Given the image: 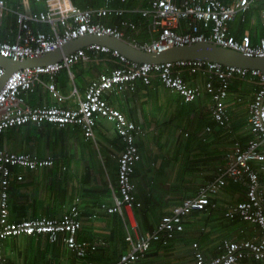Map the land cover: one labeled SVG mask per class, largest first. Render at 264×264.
<instances>
[{
  "label": "built area",
  "instance_id": "1",
  "mask_svg": "<svg viewBox=\"0 0 264 264\" xmlns=\"http://www.w3.org/2000/svg\"><path fill=\"white\" fill-rule=\"evenodd\" d=\"M48 1L51 8L43 11L25 12L19 7L9 9L16 16L17 30L13 41L0 38V56L15 61L33 59L59 50L80 37L107 35L146 53H161L174 46L208 42L249 57H264V5L260 12L263 33L257 39L254 40L250 33L237 36V28L233 27L235 22H245L247 12L261 0H137L141 5L146 3L137 10L125 6L130 0H104L101 6L85 8L67 3V0ZM7 9L6 1L0 0V16ZM128 12H138L140 20L125 17ZM115 17L118 18L117 23L103 20ZM33 22L46 23L50 29L48 32L34 30ZM142 30L148 38L140 39ZM100 53L111 54L120 65L92 79L83 97L75 87L72 95L77 97L78 106H62L59 102L69 96H63L56 87L58 73L65 69L74 80V64L90 60ZM185 69L190 75L199 74L205 78L203 86L190 84L183 74ZM4 73L5 68L0 65V80ZM154 76L165 87L179 93L185 102L195 100L205 90L212 96L211 115L218 127H227L230 123V114L226 109L230 79L249 76L256 78L259 85L249 105V125L253 137L245 142H234L232 150L225 153L214 178L199 186L196 195L176 205L171 214L164 215L155 229L144 232L134 214L135 209L143 207V203L137 198L132 179L141 157L137 137L143 130L113 107L107 95L134 92L137 82L150 85ZM214 78L220 80L219 85L214 83ZM37 85L47 88L59 102L31 106L26 95ZM101 117L114 122L124 143L123 152L117 155L118 178L117 187H112L113 203L108 206L103 204L102 207L109 213L125 216L130 249L112 264H141L148 257L152 242H168L184 229V220L192 212L219 210L217 198L229 181L243 185L246 197L225 205L222 209L224 217L248 222L257 232L244 236L245 229L242 228V238H224L219 246L220 253L213 257L206 256L199 243L194 242L192 256L195 264H238L248 257L264 264V69L201 59L137 62L118 48L95 42L78 48L59 61L14 71L0 90V133L29 123L40 125L49 122L60 128L77 125L89 139L95 138V128ZM212 129L211 125L206 127L208 132ZM53 163L51 155L41 158L33 153L0 149V264H9L4 253V240L19 235H46L51 242L62 241L70 251L84 259L97 249V243L78 239L83 225L80 197L57 218L38 216L10 220L11 168L37 169ZM22 178L21 174L18 175V179ZM87 264L96 263L89 260Z\"/></svg>",
  "mask_w": 264,
  "mask_h": 264
},
{
  "label": "crops",
  "instance_id": "2",
  "mask_svg": "<svg viewBox=\"0 0 264 264\" xmlns=\"http://www.w3.org/2000/svg\"><path fill=\"white\" fill-rule=\"evenodd\" d=\"M7 5L6 12L0 16V38L13 41L17 30V20L10 8L19 7L25 12H38L51 8L48 0H5ZM67 3L79 7H94L93 0H67ZM146 3L130 0L125 6L135 10L145 6ZM97 6V5H96ZM62 8V7H61ZM134 21H139L141 16L138 12H128L124 15ZM255 16H251L249 22L243 24L234 23L235 27L241 30L252 32L253 27L257 24L261 27V21L255 22ZM114 23L112 19L106 18L104 21ZM107 22V21H106ZM109 23V22H107ZM249 26V27H248ZM34 30L48 32L50 27L46 23L33 22ZM251 30H248L250 29ZM254 28V29H255ZM140 39L148 38V34L142 30L139 34ZM98 60L100 67L93 66L94 75L89 78H80L76 82L77 72L81 73L82 69L89 68V61ZM88 64V65H87ZM120 62L109 53H100L96 57L87 61H77L72 68L74 71V80L69 77L67 70H62L56 76L55 84L63 96H69L59 102L52 93L44 86L37 85L34 91L26 95L27 102L31 106H41L45 104L60 103L62 106H78V99L72 95L75 87L80 91L83 97L88 83L101 73L112 70L119 66ZM91 67V66H90ZM76 69V70H75ZM186 80L192 85L203 86L205 78L199 74L190 75L187 69L183 70ZM46 79H48L46 77ZM67 80L72 82V89L65 88ZM239 80L233 79V92H229L226 101V109L230 114V123L227 127H218L214 125L212 119V96L203 90L202 95L191 102H185L183 97L171 89L165 87L154 76L150 85L143 82L136 83L134 92H124L119 95L108 94L109 103L119 109L128 120L139 124L142 127V133L137 137V145L140 151V160L137 162L133 174V182L136 185L137 198L143 203V207L135 209V216L144 232H150L161 221L162 217L171 214L173 208L180 204L184 199L194 196L199 186L212 180L215 176L219 165L223 163L224 155L227 151L232 150L233 143L236 141L245 142L253 137L249 125V105L253 100L255 88L259 85L258 81L246 93L239 85ZM231 86V85H230ZM238 93L231 97V93ZM199 111L208 118L204 123L203 132L197 136L194 133V126ZM210 118V119H209ZM49 122H42L40 125L29 123L22 125V131H15L4 139L0 149L8 152L33 153L41 158L49 155L56 159L62 156L60 166L56 172L48 170L51 166L30 169L27 167L13 166L11 168V185H10V220L19 221L24 218L49 216L59 217L70 204L74 203L77 197H80L79 207L82 217V228L78 233L79 240H86L97 243V249L91 251L88 255V261L91 260L96 264H112L119 259V255L130 249L128 240V229L119 213H109L104 210L102 205H111L113 203L112 187H117L118 178V161L117 155L124 150L122 138L116 131L114 122L101 117L98 119L95 128V138L86 139L82 129L72 128L67 134V141L57 148L58 155L50 152V137L47 131ZM58 127L55 124H52ZM213 126L211 131H206L207 126ZM73 126L72 125H67ZM20 127V126H16ZM63 127V128H66ZM215 127L219 128L216 129ZM15 128V127H14ZM38 135L32 133V130H39ZM162 129V131H161ZM220 130V131H219ZM224 130L225 135L220 134ZM215 131L217 133H215ZM37 132V131H36ZM4 133V132H2ZM210 135L213 138L210 139ZM164 136H167L165 142ZM224 136H228L229 143L224 147L221 153H209L205 146L210 140L220 143ZM15 137L23 139V145L20 146ZM53 140V139H52ZM156 140L163 148L169 150L174 148L175 157H182L186 154V162L180 166L172 160L161 154V162L151 161L150 166L146 167L144 148L151 152L157 149ZM220 141V142H219ZM211 142V145L217 146ZM80 145V146H79ZM11 146L13 148H11ZM15 148H20L16 150ZM101 148L105 151L101 152ZM195 153V154H194ZM194 154V158L192 157ZM90 156L91 158H88ZM94 158V161L92 160ZM217 159V162H211ZM178 160V159H177ZM164 163V164H163ZM203 163V167L201 166ZM161 166H164L163 168ZM151 167H156L155 175L165 176V181L154 180V177L147 179ZM27 169V171H22ZM55 172L54 174L52 172ZM104 173L107 179H104ZM22 179H18V175ZM79 174H81L79 176ZM97 174H99L97 176ZM141 183L142 186L140 185ZM229 183V182H228ZM227 185L219 193L217 198L220 205L219 210L200 211L203 216L211 220L224 218L227 223H222V227L234 226L235 230L229 235L221 236L217 241L211 237L205 236V227L189 223L191 218L196 214L192 212L184 220V229L175 234L168 242L154 241L148 257L141 264H195L192 256L193 243L198 242L200 249L208 257L216 256L220 253L219 246L224 238L231 240L240 239L242 236H250L257 232L252 224L239 219L230 220L224 217L222 209L225 205L245 199L246 192L243 185ZM152 185V186H151ZM42 192V193H41ZM227 193V194H226ZM46 197V201H41L36 197ZM173 196H179L178 201L169 203L168 200ZM166 204H170L168 207ZM167 206L168 210L154 216V208ZM95 216L93 217V215ZM101 220L99 225L95 221ZM245 232H240L241 229ZM193 237L190 242L188 239ZM178 243H186L184 247H178ZM4 253L9 264H87L82 258L70 251L62 241L51 242L46 235H19L6 238L3 242ZM65 258L63 259V255ZM119 256V257H118ZM52 257V260H51ZM238 264H261L259 261L248 257L242 259Z\"/></svg>",
  "mask_w": 264,
  "mask_h": 264
},
{
  "label": "water",
  "instance_id": "3",
  "mask_svg": "<svg viewBox=\"0 0 264 264\" xmlns=\"http://www.w3.org/2000/svg\"><path fill=\"white\" fill-rule=\"evenodd\" d=\"M95 42L106 43L113 48H118L130 59L137 62L158 63L176 60L201 59L220 62L226 65L241 66L250 69H264V57H249L236 50L217 46L213 43L208 42L194 43L180 47L174 46L161 53H146L112 36L87 35L72 40L69 44L59 50L47 53L45 55L33 59L15 61L11 58H5L0 56V65L5 68V73L2 76V79L0 80V90L4 86L9 76L14 71L22 69L26 66H37L41 64L59 61L63 59L64 56L70 54L78 48Z\"/></svg>",
  "mask_w": 264,
  "mask_h": 264
},
{
  "label": "rangeland",
  "instance_id": "4",
  "mask_svg": "<svg viewBox=\"0 0 264 264\" xmlns=\"http://www.w3.org/2000/svg\"><path fill=\"white\" fill-rule=\"evenodd\" d=\"M243 26H245V24H243ZM249 27V26H248ZM255 27H253L254 29ZM248 30H251L248 29ZM261 28L259 27V31H258V36L261 35V32H260ZM255 30H253L254 32ZM99 61L98 60H93V61H89L88 64L91 66H88L89 68H84L82 69L81 73L78 72V70H76L77 72V79H76V82L79 83L80 81V78L84 79V78H89L91 77L92 75H94L95 73V70L92 69L93 66H95L97 64L98 67H100V65L98 64ZM87 64V65H88ZM68 85L65 86L66 90L69 89L71 90L73 85H72V82H70L69 80L66 81ZM255 82H250L249 80L247 79H244L242 82L239 80V85L241 86L242 90L245 91L246 93L242 94V96L246 95L247 94V91L252 88L254 86ZM231 92L234 91V88L232 87ZM238 92L235 91L234 93H231V97L234 98V96L237 94ZM246 97L248 98V96L246 95ZM210 119V118H209ZM208 122V118L207 116H205L203 113H201V111H199V116L197 117L196 121H195V126H194V133L199 136L203 130H204V123L205 122ZM216 129H219L217 127H215ZM162 131V129H161ZM220 131V130H219ZM225 131L222 130V132H219L220 134L222 135H225L224 133ZM215 133H217L215 131ZM16 133H14L15 135ZM167 136H164V141L166 140ZM213 138L212 135H210V139ZM14 140H17L19 142V145L22 146L23 144V139L21 137H15L13 138ZM205 143V146L206 148L209 150L212 149V151H209V153H221L222 150L224 149L225 146L228 145V141H229V138L228 136H224L223 139H221L218 143L216 141H212L210 140ZM211 142H213V144L215 143H218L216 144L217 146H213V144L211 145ZM156 145H157V149L154 150L153 152H151L148 148H144V156H145V161H147L148 163H146V167L147 166H150V163L151 161H155L157 162V165L161 162V154H164L166 157H169V158H172V160H174L179 166L181 163H183L184 161L186 162V154H183V158L182 157H175V154H174V148H170L169 150L166 151L165 148L162 147V145H160V143L158 142V140H156ZM80 146V145H79ZM11 148H13L11 146ZM16 150H20V148H15ZM101 152L104 153L105 151L101 148ZM195 154V153H194ZM194 154H192V157L194 158ZM188 155V154H187ZM88 158H91L90 156H88ZM178 159V160H177ZM94 161V158L92 159ZM212 163L213 162H217V159H213L211 161ZM164 164V163H163ZM203 167V163L201 165ZM162 168L164 166H161ZM155 170H156V167H151L150 170H149V175L146 176L147 179H150L151 177L153 178L154 177V180L156 182L158 181H165V176H162V175H155ZM22 171H27V169H22ZM81 174H79L80 176ZM99 174H97L98 176ZM104 179L106 180L107 177H106V174L104 173ZM143 183H141L140 185L142 186ZM233 183L231 181H229L228 183V186L230 187ZM152 186V185H151ZM42 193V192H41ZM227 194V193H226ZM37 199L39 200H43V201H46V197H36ZM179 199V196L176 198L175 196H173L171 199L168 200L169 203H173V202H176L178 201ZM49 201V198L47 199L46 202ZM168 207L170 206V204H166ZM167 206H159L157 208H154V211L155 212H152L154 216H156L158 214H160L161 212L165 213L167 210H168V207ZM196 214L191 218L190 222L189 223H192V224H196L198 226L200 225H203L205 227V236H208V237H211L212 239H214L215 241H217L221 236H224V235H229L232 231L235 230V227L234 226H227L226 228L222 227V223H227V220L224 219V218H218L217 220H211V219H208L206 218L205 216L202 215V213L200 211H195ZM101 223V220H98L97 222L95 221V224L96 225H99ZM190 237V236H189ZM193 240V237H190L188 239V241H192ZM186 243H178V247H184ZM67 253H65L63 255V259L65 258V255ZM51 260H52V257H51Z\"/></svg>",
  "mask_w": 264,
  "mask_h": 264
},
{
  "label": "trees",
  "instance_id": "5",
  "mask_svg": "<svg viewBox=\"0 0 264 264\" xmlns=\"http://www.w3.org/2000/svg\"><path fill=\"white\" fill-rule=\"evenodd\" d=\"M136 2H137V0H135ZM93 3H96V5L97 6H101V5H103V3H104V0H93ZM95 4H94V6H96ZM264 5V3L261 5V6H263ZM85 7H87L86 5L83 7V8H85ZM251 14V13H250ZM106 18H104L103 20H105ZM109 19H112L113 20V22L114 23H117V21H118V18L117 17H115V18H109ZM107 22H109L110 23V21H108V20H106ZM105 21V22H106ZM111 24V23H110ZM244 32H246L245 30H241V29H239L238 30V32H236V35L237 36H239L240 34H242V33H244ZM254 37V40L256 39V36H253ZM1 38H3V36L1 37ZM233 79H247V80H255V81H258L256 78H250L249 76H247V77H241V76H234V77H232L231 79H230V81H229V84H228V86H227V88H228V91L230 92V90H231V88H232V84H233V82H232V80ZM219 82H220V80L218 79V78H214V83L216 84V85H219ZM231 85V86H230ZM255 85H258V84H256L255 83ZM25 125H27V124H25ZM72 128H78L76 125H73V126H68V127H66V128H57L56 126H54V125H52V124H49V126H48V128H47V131H48V133L47 134H49L50 135V137L53 139H50V145H48L49 146V148H50V152L52 153V154H54V155H58V150H57V148L60 146L61 147V145L64 143V141H67V134L69 133V130L70 129H72ZM23 130V126H20V127H12V128H9V129H7L4 133H0V145H3V142H4V139L6 138V137H8L11 133H15V131H22ZM37 131V132H36ZM32 133H36L37 135L39 134V133H41V131H40V129L39 130H32ZM6 136V137H5ZM137 143V142H136ZM124 144V143H123ZM61 159H62V156H60V158H58V159H56V162L54 163L55 165L53 166V167H51L50 169L48 168V170H54L55 172H56V170H57V168L60 166L59 164H60V162H62L61 161ZM52 172V171H51ZM55 172H52L53 174L55 173ZM201 211H203V210H201ZM202 213H204L205 214V212L203 211ZM47 217H54V215H49V216H47ZM60 217V216H59ZM54 218H57V217H54ZM76 255V254H75ZM77 256V255H76ZM120 256V255H119ZM118 256V257H119ZM85 262H87L88 261V259H84V258H82Z\"/></svg>",
  "mask_w": 264,
  "mask_h": 264
},
{
  "label": "clouds",
  "instance_id": "6",
  "mask_svg": "<svg viewBox=\"0 0 264 264\" xmlns=\"http://www.w3.org/2000/svg\"><path fill=\"white\" fill-rule=\"evenodd\" d=\"M262 4H263L262 0L259 1V3L257 2V4H256L255 6H253V7L247 12V18H246V21H245V22H236V23H238V24H246L247 22L250 21L251 16H255V15H256V17H255V22H256V20L258 21V18H259V20L261 21V14H260V12H261V9H262V6H261ZM250 13H251V14H250ZM257 25H258L257 28L253 29V30H255L254 32H253V30H252V32H248V31H246V32H244V33H250L252 36H256V39H257V37H258V31H259V27H260L259 24H257ZM261 25H262V21H261ZM233 27H234V28H237V32H238L239 28H238V27H235L234 24H233ZM260 28H261L260 32H261V35H262V33H263V29H262V27H260Z\"/></svg>",
  "mask_w": 264,
  "mask_h": 264
}]
</instances>
